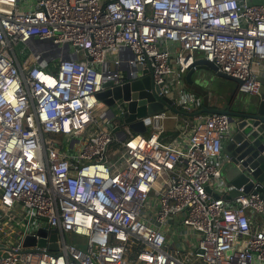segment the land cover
<instances>
[{"label": "built area", "instance_id": "1", "mask_svg": "<svg viewBox=\"0 0 264 264\" xmlns=\"http://www.w3.org/2000/svg\"><path fill=\"white\" fill-rule=\"evenodd\" d=\"M260 1L0 0V264H264V197L207 190L224 185L229 116L199 115L179 149L161 138L167 110L132 132L125 102L96 96L152 70L177 97L196 51L256 91ZM45 223L57 249L49 233L25 246Z\"/></svg>", "mask_w": 264, "mask_h": 264}, {"label": "water", "instance_id": "2", "mask_svg": "<svg viewBox=\"0 0 264 264\" xmlns=\"http://www.w3.org/2000/svg\"><path fill=\"white\" fill-rule=\"evenodd\" d=\"M261 3L260 0H254ZM202 67L211 69L217 76L230 82L224 87V92L219 96L220 106L204 107L192 113H184L173 106L176 92L167 95H159L163 84L156 85L153 81L152 70L148 75L128 81L122 85L113 86L112 81L105 80L103 90L97 92V98L106 105H112L115 100L125 102L126 111L124 124L132 131L145 133L149 116L169 110L172 113L188 116H199L203 113H224L229 116L231 124L230 138L227 139L222 152L228 157L229 162L223 175L222 189L226 191V198L248 194L260 193L264 197V73L260 78V85L252 93H241L238 86L241 80L222 73L218 68L205 58L196 59L187 70L186 78H189L193 68ZM172 87V86H171ZM233 92L234 96L226 101V94ZM119 127H113L111 132L122 140L125 133L119 135ZM45 221V220H44ZM49 233L52 243L49 249L56 250L57 231L49 229L48 224L36 231L40 237L27 235L23 241L25 246L44 244L43 237Z\"/></svg>", "mask_w": 264, "mask_h": 264}, {"label": "crops", "instance_id": "3", "mask_svg": "<svg viewBox=\"0 0 264 264\" xmlns=\"http://www.w3.org/2000/svg\"><path fill=\"white\" fill-rule=\"evenodd\" d=\"M172 45L173 44H170L169 46L173 47ZM202 54L203 53L201 51H196L194 54L195 59L204 58V54L203 55ZM193 69L194 70L189 78H186L187 71L182 75L181 84L179 86L181 94H179L174 99L173 106L184 113H192L204 107L218 108L221 103L219 100V96L221 94L212 91L213 88L212 86L214 83L213 74L216 73L208 68L195 67ZM255 73L257 75V78L260 80L261 76L264 73V61L261 62L259 65L255 66ZM182 78H184L185 80ZM167 112H168V117L163 121L164 132L161 138L165 144L170 145L173 148L185 149L188 145V136L191 134L193 127L195 125V118L198 116L193 117L183 114H176L170 112L169 110H167ZM203 114H207V113H203ZM226 141H227L226 139L223 141V147ZM215 161L221 167L222 174L224 175V172L226 171V167L229 162L228 157L221 151L220 156ZM207 190L209 192H214V193L220 192L225 198L226 203L228 205H233L232 203L233 198L227 199L226 191L222 189V187L210 183V185L207 186ZM263 229H264V224H263ZM191 259L193 263L197 262L193 257H191Z\"/></svg>", "mask_w": 264, "mask_h": 264}, {"label": "rangeland", "instance_id": "4", "mask_svg": "<svg viewBox=\"0 0 264 264\" xmlns=\"http://www.w3.org/2000/svg\"><path fill=\"white\" fill-rule=\"evenodd\" d=\"M15 50H16L17 54H19L21 51H24V52L26 51L23 48L22 45L16 46L15 47ZM213 82L214 83H213V86H212L213 87L212 88V91L213 92H218L220 94H222V92H224V87H228L229 84H230V82L222 79L221 77L217 76L216 74H213ZM171 86H174V83L170 82V85L167 88V91L168 90L170 91V87ZM171 90H172V87H171ZM219 100H221V99H219ZM108 124H110V123L108 122L106 125L108 126ZM21 213H22V211H21ZM34 220L36 221V219H34ZM33 223H35V222L33 221ZM21 224L22 223H20V226H19L20 228H21ZM180 232L183 233V234H186V232L184 231V229H183V231L181 230ZM66 240H68L67 241L68 243H72V244L76 245L77 247H80L82 249H86V246H87V239H86V237H83V236H80L78 234H74V233L70 232L66 236Z\"/></svg>", "mask_w": 264, "mask_h": 264}, {"label": "trees", "instance_id": "5", "mask_svg": "<svg viewBox=\"0 0 264 264\" xmlns=\"http://www.w3.org/2000/svg\"><path fill=\"white\" fill-rule=\"evenodd\" d=\"M119 147V143H117L116 141H113L112 145H111V150H117Z\"/></svg>", "mask_w": 264, "mask_h": 264}, {"label": "flooded vegetation", "instance_id": "6", "mask_svg": "<svg viewBox=\"0 0 264 264\" xmlns=\"http://www.w3.org/2000/svg\"><path fill=\"white\" fill-rule=\"evenodd\" d=\"M231 96H234L233 92H229V94H226V101L230 100Z\"/></svg>", "mask_w": 264, "mask_h": 264}, {"label": "bare ground", "instance_id": "7", "mask_svg": "<svg viewBox=\"0 0 264 264\" xmlns=\"http://www.w3.org/2000/svg\"><path fill=\"white\" fill-rule=\"evenodd\" d=\"M203 55V54H202ZM198 69V68H197ZM194 70V69H193ZM182 79H184V78H182ZM185 80V79H184ZM184 86V85H183ZM182 88V87H181ZM170 90H171V87H170ZM184 90V89H183ZM169 91V90H168ZM183 96V95H182ZM181 98V97H180ZM184 98V97H183ZM182 102V101H181ZM188 104V103H187ZM192 105V104H191ZM192 120V119H191ZM192 122V121H191ZM188 123V122H187ZM187 126V125H186ZM187 130V129H186ZM227 159V158H226ZM220 161V160H219ZM75 234V233H74ZM66 241H68V240H66ZM70 242V241H69ZM80 248V247H79Z\"/></svg>", "mask_w": 264, "mask_h": 264}]
</instances>
